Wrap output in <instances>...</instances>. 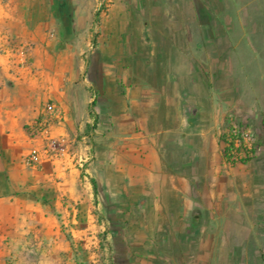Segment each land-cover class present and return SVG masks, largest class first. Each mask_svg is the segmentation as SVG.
Instances as JSON below:
<instances>
[{"label": "crops", "instance_id": "crops-1", "mask_svg": "<svg viewBox=\"0 0 264 264\" xmlns=\"http://www.w3.org/2000/svg\"><path fill=\"white\" fill-rule=\"evenodd\" d=\"M76 6L0 0V264H105L102 216L115 264H196L210 245L189 221L196 200L214 196L221 167L247 165L264 145L256 139V154L232 165L214 144V94L182 41L196 34L112 31L88 62L62 40ZM21 45L27 66L16 63ZM47 101L59 115L31 136ZM50 140L63 151L46 154ZM31 149L37 164L25 161Z\"/></svg>", "mask_w": 264, "mask_h": 264}, {"label": "rangeland", "instance_id": "rangeland-1", "mask_svg": "<svg viewBox=\"0 0 264 264\" xmlns=\"http://www.w3.org/2000/svg\"><path fill=\"white\" fill-rule=\"evenodd\" d=\"M152 1L72 0L77 6L64 18L62 40L85 48L84 60L89 62L96 47L109 46L112 31H191L196 37L182 41L193 53L191 61L203 74L205 88L214 94L220 120L214 144L223 149L220 135L233 121L251 125L255 140L264 145V0H156L159 7L150 6ZM55 8L61 13L60 0H55ZM98 8L97 39L92 44V13ZM115 14L117 20L112 19ZM208 137L210 143L212 135ZM85 140L91 145L88 137ZM209 186L214 196L197 199L189 218L198 227L199 239L210 241L207 254L200 253L196 264H264V152L230 172L221 167ZM101 219L109 230L98 237L107 248L105 264H115L110 223L107 217Z\"/></svg>", "mask_w": 264, "mask_h": 264}, {"label": "built area", "instance_id": "built-area-1", "mask_svg": "<svg viewBox=\"0 0 264 264\" xmlns=\"http://www.w3.org/2000/svg\"><path fill=\"white\" fill-rule=\"evenodd\" d=\"M18 65L27 66V49L21 45L17 48ZM59 115L56 104L53 101H47L43 107L42 115L35 119L30 124V135L37 136L44 134L52 119ZM225 138L223 142V154L227 163H243L245 159L253 157L259 146L256 144V140L252 134V130L245 124H237L230 121L229 127L224 131ZM55 141L50 140L46 148L44 149L46 154L53 152L63 151L62 146H55ZM58 150V151H57ZM67 153H71V149L67 150ZM40 156L37 149H31L25 156V161L29 164H37Z\"/></svg>", "mask_w": 264, "mask_h": 264}, {"label": "trees", "instance_id": "trees-1", "mask_svg": "<svg viewBox=\"0 0 264 264\" xmlns=\"http://www.w3.org/2000/svg\"><path fill=\"white\" fill-rule=\"evenodd\" d=\"M99 14H100V9L98 8V9H96V10L94 11L93 16H92V31H93L92 44H95V43H96L97 34H96V32H95V28H96V26H97V24H98V21H99ZM95 103H96V100H95V98H94V99L90 102V112L92 113V115H93V117H94V122H93L92 125H89V126L87 127V131H86V135H87L89 141H91V138H92V135H93V134H92V133H93V128H94L95 123H96V121H97V114L94 112V109H93ZM220 137H221L222 140H224V138H225V134L222 133V134L220 135ZM247 160H248V159H245L244 162H246ZM91 184H92V187H93L94 195H97V192H98V191H97V185H96V181H95L93 178H91ZM95 202H97V200H96ZM108 231H109V230H107V229L104 230V232H103V234H102V238L104 237V235H106V233H107Z\"/></svg>", "mask_w": 264, "mask_h": 264}]
</instances>
